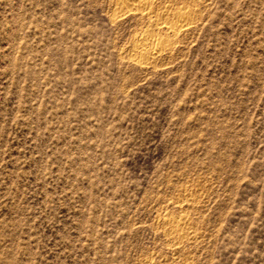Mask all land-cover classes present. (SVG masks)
I'll use <instances>...</instances> for the list:
<instances>
[{
	"label": "rangeland",
	"instance_id": "374dc122",
	"mask_svg": "<svg viewBox=\"0 0 264 264\" xmlns=\"http://www.w3.org/2000/svg\"><path fill=\"white\" fill-rule=\"evenodd\" d=\"M123 2L0 0V264H264V0Z\"/></svg>",
	"mask_w": 264,
	"mask_h": 264
},
{
	"label": "bare ground",
	"instance_id": "6f19581e",
	"mask_svg": "<svg viewBox=\"0 0 264 264\" xmlns=\"http://www.w3.org/2000/svg\"><path fill=\"white\" fill-rule=\"evenodd\" d=\"M156 1V0H155ZM153 0H124L123 3H125L126 5H124V7L126 8H122L121 11L123 13L125 12H130L132 10H136V11H146L149 10L152 4ZM122 4V3H121ZM153 5V4H152ZM184 9V8H181ZM186 9V7H185ZM184 9V10H185ZM183 10V11H184ZM189 10V9H188ZM186 10V12L188 11ZM147 12V11H146ZM179 12V11H178ZM181 13V12H180ZM179 13V14H180ZM183 13V12H182ZM122 14V13H121ZM162 14V13H161ZM178 14V15H179ZM176 15V14H175ZM187 15H189L190 17V13L187 12ZM180 16V15H179ZM188 16L181 15L179 17V19H177V23L176 24H172L171 26L169 25L168 30H172V32H177L180 29L184 28L187 26ZM177 18V17H176ZM189 25V24H188ZM163 27V26H162ZM179 33V32H178ZM145 35V34H144ZM142 37V36H141ZM141 46L140 49H137V52L141 55H143L144 57V61H146L147 63L152 61L153 59H155L160 53H162L165 49L166 46L165 43H162L159 38L155 37L154 34H146L145 36H143L141 39ZM139 40V41H140ZM167 44V43H166ZM169 46V45H168ZM135 51V50H134ZM142 57V56H141ZM141 59V58H140Z\"/></svg>",
	"mask_w": 264,
	"mask_h": 264
}]
</instances>
